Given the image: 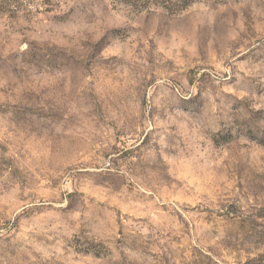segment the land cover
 <instances>
[{"label":"rangeland","instance_id":"obj_1","mask_svg":"<svg viewBox=\"0 0 264 264\" xmlns=\"http://www.w3.org/2000/svg\"><path fill=\"white\" fill-rule=\"evenodd\" d=\"M0 264H264V0H0Z\"/></svg>","mask_w":264,"mask_h":264}]
</instances>
